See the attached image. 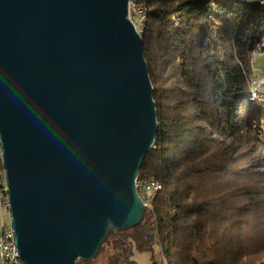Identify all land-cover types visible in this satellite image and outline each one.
Instances as JSON below:
<instances>
[{
	"label": "water",
	"instance_id": "water-1",
	"mask_svg": "<svg viewBox=\"0 0 264 264\" xmlns=\"http://www.w3.org/2000/svg\"><path fill=\"white\" fill-rule=\"evenodd\" d=\"M129 0H0V158L21 264L91 261L139 225L158 131Z\"/></svg>",
	"mask_w": 264,
	"mask_h": 264
},
{
	"label": "trees",
	"instance_id": "trees-1",
	"mask_svg": "<svg viewBox=\"0 0 264 264\" xmlns=\"http://www.w3.org/2000/svg\"><path fill=\"white\" fill-rule=\"evenodd\" d=\"M158 131L139 177L162 185L142 222L110 233L105 264H264V135L249 101L264 0H131ZM77 264H92L78 261Z\"/></svg>",
	"mask_w": 264,
	"mask_h": 264
},
{
	"label": "built area",
	"instance_id": "built-area-1",
	"mask_svg": "<svg viewBox=\"0 0 264 264\" xmlns=\"http://www.w3.org/2000/svg\"><path fill=\"white\" fill-rule=\"evenodd\" d=\"M129 20L134 24L137 20L143 25L145 22L144 13L136 7V5L129 0L128 3V16ZM135 26V25H134ZM136 28V27H135ZM143 26L136 30L139 34L142 31ZM255 53V52H254ZM253 53V54H254ZM264 87V75H259L257 77H251L249 80V101L260 105L264 103V94H261L259 90ZM5 171L2 166L0 158V209L5 208L8 212V194L6 186ZM162 185L151 178L141 179L139 174L135 179V190L141 201L145 206L146 210H152V205L157 194L162 190ZM8 219L10 224V215L8 212ZM14 231L10 226L5 228L0 222V261L2 264H21L18 256L17 249L14 243Z\"/></svg>",
	"mask_w": 264,
	"mask_h": 264
},
{
	"label": "rangeland",
	"instance_id": "rangeland-1",
	"mask_svg": "<svg viewBox=\"0 0 264 264\" xmlns=\"http://www.w3.org/2000/svg\"><path fill=\"white\" fill-rule=\"evenodd\" d=\"M135 27L138 29L139 27L143 26L142 23L140 21H136L134 22ZM251 70H252V75L251 77H257L259 75H264V52L262 51H257L254 54H252V58H251ZM261 94H264V87L261 88V90H259ZM262 110H264V103L258 105ZM260 128L262 131V135H264V116H262V118L260 119ZM147 211V210H146ZM150 211V210H148ZM0 222L3 224V226L5 228H7L9 226V219H8V212L5 208H1L0 209ZM158 249L155 250V261H158L160 264H164V262L162 261V259L160 260L158 255ZM150 254L148 253H135L133 260L137 263V264H152L151 260H150ZM105 256L102 255L100 252L97 254L96 257H94L93 260H91L92 264H105ZM0 264H2V262L0 261Z\"/></svg>",
	"mask_w": 264,
	"mask_h": 264
}]
</instances>
